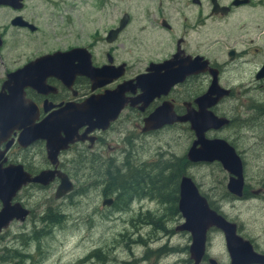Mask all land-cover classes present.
Listing matches in <instances>:
<instances>
[{"label": "flooded vegetation", "instance_id": "af4514ba", "mask_svg": "<svg viewBox=\"0 0 264 264\" xmlns=\"http://www.w3.org/2000/svg\"><path fill=\"white\" fill-rule=\"evenodd\" d=\"M96 2L101 27L93 31L90 40L29 41L20 47L16 40V60L0 73V173L8 183L0 188V212L4 206L16 212L0 229L2 251L11 249L0 260L25 264L31 257L29 252L14 249L4 234L14 225L23 227L30 218L35 224L36 209L38 220L49 223L50 189L54 188L55 194L60 173L68 177L72 189L60 198L54 196L56 199L76 191V177L85 167L94 178L93 187H102V205H120L115 193H104L109 173L116 170L131 179L122 209L145 198L162 201L151 189L161 188L157 180L153 184L151 175L165 167L168 172V163L141 159L145 154L141 152L147 137L164 129H180L187 132L189 146L183 156L171 159L173 168L179 169L180 164L182 170L173 195L165 196L175 206L174 231L186 235L185 244L176 251L187 255L192 264H226L218 261L220 251L231 264L230 249H242V241L229 243L225 232L212 224L206 229L200 261L195 263L190 257L192 234L177 229L184 221L178 200L179 182L185 175L209 209L249 243L254 253L249 264H264V165H255L256 171L250 173L246 157L264 155V0H125L123 10L114 8L116 0ZM0 7L12 11L9 23L16 32H39L34 23L35 5L13 0ZM5 36V30H0V57L3 49L9 51L4 47ZM54 53L59 54L35 62ZM11 72L14 76L8 77ZM120 85L125 89L114 92ZM207 93L209 96L201 99ZM229 99L235 103L224 110L222 105ZM116 108L114 119L99 114ZM161 108L164 116L158 114ZM169 116L187 119L157 127L159 118ZM196 128L203 140L219 139L228 144L238 160L232 157L224 166L219 159H189V149L200 147L194 143ZM228 129L232 134H222ZM64 138L71 140L58 149L52 163L49 143L58 144ZM119 159L123 161L117 164ZM214 163L224 173V184L220 189L203 190L189 168ZM51 170L52 179H34ZM105 199H111L110 203L103 204ZM43 208L48 210L41 215ZM150 214L148 211L149 221L158 223ZM135 216L142 219L141 207ZM33 230L21 241L23 246L45 233L43 228Z\"/></svg>", "mask_w": 264, "mask_h": 264}, {"label": "rangeland", "instance_id": "374dc122", "mask_svg": "<svg viewBox=\"0 0 264 264\" xmlns=\"http://www.w3.org/2000/svg\"><path fill=\"white\" fill-rule=\"evenodd\" d=\"M26 1L38 9V13L35 11L37 21L34 23L38 24L40 30L34 34L16 32L9 23L12 11L0 7V30H5L4 47L9 48V51L2 50L4 54L0 57V73L4 68L12 66L16 60L14 48L16 40L20 41L19 47L27 45L29 41L39 40L55 42L79 39L86 42L91 39L93 31L101 27V17L96 11V0ZM124 5L125 0H116L114 8L123 10ZM65 15L69 16L67 17L69 20L64 22ZM58 34L61 37L54 38ZM17 35L19 38H16ZM234 103L235 101L229 99L222 107L228 110ZM222 134L232 132L228 129ZM112 145L115 146L116 143L113 142ZM188 146L186 131L164 129L156 136L147 137L146 146L141 152L145 154L141 159L147 161L160 159L171 164V159L183 156ZM246 157L250 173L256 171L255 165L258 167L264 165V155L260 158ZM122 161L119 159L115 162L120 164ZM189 172L201 184L203 190L220 189L224 184V173L218 164L191 166ZM76 178V191L65 199H56L54 188L50 189L51 210L47 214L49 218L54 214H62L63 219L60 223L51 224L49 219V223L45 225L38 220L36 209L35 224L30 218L23 227L14 225L7 234H4L6 239L12 240L14 249L30 253L31 257L25 259V264H192L188 261L187 255L176 251L178 246L185 244L186 235L174 231L177 218L171 202L145 198L132 201L127 209H119L118 206L107 207L101 204L99 188L102 187H93L94 178L90 176L89 169L83 167ZM124 180L127 185L131 183L129 178ZM139 207L142 210V219L135 216ZM47 210L41 209L40 214L43 215ZM148 211L152 217H157L158 223L153 224L149 221ZM41 228L45 230L43 235L36 236L33 241L22 245L21 241L27 239V236L33 233V229ZM20 233L23 235L15 239ZM2 249L0 247L1 257L9 254L11 250L4 252ZM95 249L99 250V258L94 256ZM217 258L219 262L227 264L226 256L220 251ZM22 259H19V263ZM0 264L4 263L0 260Z\"/></svg>", "mask_w": 264, "mask_h": 264}, {"label": "water", "instance_id": "95a60500", "mask_svg": "<svg viewBox=\"0 0 264 264\" xmlns=\"http://www.w3.org/2000/svg\"><path fill=\"white\" fill-rule=\"evenodd\" d=\"M12 1L13 0H0V4H9ZM57 54L59 53L45 55L44 57H41L35 62L53 58ZM30 65L31 64H29L28 66ZM9 76L13 77L14 73L13 72L9 73L8 77ZM124 89H125L124 86L120 85L114 92H122ZM206 96H209V93L202 96L201 99H203V97L206 98ZM118 110L119 108H116L115 111L113 112L99 111V114L100 115L105 114L108 117H111V119H114L116 117L115 115ZM4 111H5V108L2 109L1 113L3 114ZM164 113H165L164 108L159 109L158 114L160 116H164ZM78 119L79 117L77 118V121ZM90 119L91 118L89 117L83 120H90ZM186 119H187L186 116L185 117L169 116L168 119L159 118V121L156 123V125L158 127V126L163 125L166 122L171 123L174 120L186 121ZM197 131H198L197 132L198 139L194 143L195 144L199 143L200 147L199 148L192 147L191 149H189V152L187 153V156L189 159L208 160V161H211L213 159H219L222 162V164H224V166L226 163H228L229 165V163L232 160V157L237 159V157L234 154L233 149L228 144L226 145L224 141L219 140V139L203 140L202 133L198 129ZM70 140L64 138L58 144H55L53 141L49 143L50 144L49 145L50 146V157H51L52 163L56 161L55 158L53 157L56 156L58 149L61 147H64V144ZM53 173H54L53 170L45 171V172L43 171L41 174H39L34 179H44V181H48L53 178L54 176ZM59 177H60V184L56 188V191L54 194L56 198L62 197L64 194L68 193L72 189L71 188L72 184L67 176L62 175L60 173ZM7 184L8 183H7L6 178H4V176L0 173V188H6ZM238 187L241 190L240 188L241 182H239ZM240 190L235 191V192L240 193ZM110 201L111 199H105L103 201V204H109ZM178 210L183 216L184 221L179 226H177V229L188 230L192 234L193 243L191 245L190 257L194 259L195 263H197L201 259V256L203 254V249H204V239H205L206 229L209 225H212V224H215L216 226L220 227L225 232L229 243H231L233 240H238L239 242L242 241L241 243L242 249H239V250H233L232 248L230 249L231 264H249L254 261V253L249 243L235 235V227L233 225H230L224 219H222L219 215H217L215 212L209 209L205 198L200 195V193L198 192L192 180L185 175L181 177L180 182H179ZM19 211L21 212L22 210H19ZM15 213L16 212L14 210L8 209L6 206L3 207L2 211L0 212V229L2 227H5L8 224V222L11 219H13V216L15 215ZM25 214H26V211L22 212L21 216Z\"/></svg>", "mask_w": 264, "mask_h": 264}, {"label": "trees", "instance_id": "16d2710c", "mask_svg": "<svg viewBox=\"0 0 264 264\" xmlns=\"http://www.w3.org/2000/svg\"><path fill=\"white\" fill-rule=\"evenodd\" d=\"M167 169L169 170L168 172H166L167 170L165 167L163 169H160V171L158 172L159 174L155 173L151 175L153 179V184H155V180H157V184L161 187V188H151V189L154 191V193L158 197L161 198L162 201L171 202L170 200L166 199L165 196L173 195L174 193L173 188L177 187L179 172L182 170V167L179 164V169H174L173 163L172 164L168 163ZM109 175L107 178L108 182H107L106 189H104V193L105 195H111L115 193L117 197L115 202L117 200L118 202H120V205H118V208L119 209L123 208L124 204H126L128 201V198L125 197V191H126V188H129V185H127V183L124 182V179L121 180V178H125L126 173H121L118 170H116V171H113L112 173H109ZM131 188H135L133 184L131 185ZM172 208L173 209L175 208L173 204H172ZM52 217H54L53 220H52ZM62 219H63L62 214H54V216H51L50 221L51 223L55 224V223H60ZM94 256L99 258V250L97 249L94 250Z\"/></svg>", "mask_w": 264, "mask_h": 264}]
</instances>
